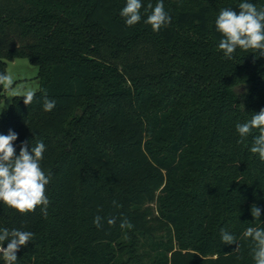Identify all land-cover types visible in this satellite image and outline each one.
I'll return each instance as SVG.
<instances>
[{"label": "trees", "instance_id": "1", "mask_svg": "<svg viewBox=\"0 0 264 264\" xmlns=\"http://www.w3.org/2000/svg\"><path fill=\"white\" fill-rule=\"evenodd\" d=\"M157 2L129 27L126 0H0V73L27 58L40 79L0 134L18 135L17 155L42 141L51 174L46 218L0 202V229L34 233L16 264H255L242 234L264 228V162L250 152L258 130L241 141L236 125L264 108V56L218 47L220 10L243 0H163L171 23L154 32Z\"/></svg>", "mask_w": 264, "mask_h": 264}, {"label": "clouds", "instance_id": "2", "mask_svg": "<svg viewBox=\"0 0 264 264\" xmlns=\"http://www.w3.org/2000/svg\"><path fill=\"white\" fill-rule=\"evenodd\" d=\"M142 6V0H126V6L121 9L120 16L125 19L127 26L131 27L140 22ZM238 7V12L228 8L221 9L215 20L216 30L222 36L218 45L219 49L228 59L232 58L237 48L258 52L259 56H264V9L258 10L255 4L248 0H243ZM147 9L151 12L145 23L149 24L154 32H159L162 27L171 23V17L164 9L163 0H158L154 7L149 3ZM13 84L14 79L10 74L0 73V85L10 89ZM35 95L36 93L32 90L24 91L22 95L24 104L30 105ZM55 106L56 101L45 96L44 111L50 112ZM253 130H258L259 134L254 137L250 152L258 154L259 159L264 162V108L254 113L247 122L236 125L241 141L251 135ZM17 138L18 135L11 130L7 135L0 134V202L21 214L34 212L37 207H40L41 214L46 218L49 204L46 186L50 183L51 174L46 175L40 164L45 145L42 141L38 142L29 151V142L24 141L17 155L13 146ZM251 215L254 220L261 217V210L255 204L251 206ZM102 220L103 218L97 215L93 219V224L100 228ZM115 222V218L107 221L110 226ZM120 227L130 229L132 225L125 219ZM242 235L244 239L250 238L253 242L252 256L255 264H264V228L250 226ZM33 238L34 233L30 231L0 229V254L5 264H16L17 252ZM6 240L8 243L5 248L3 243ZM221 241L224 244L237 243L236 237L224 229H221ZM236 250H239V245Z\"/></svg>", "mask_w": 264, "mask_h": 264}, {"label": "rangeland", "instance_id": "3", "mask_svg": "<svg viewBox=\"0 0 264 264\" xmlns=\"http://www.w3.org/2000/svg\"><path fill=\"white\" fill-rule=\"evenodd\" d=\"M14 79L10 89L0 97V117L2 112L9 107L15 96H22L24 91L32 90L37 92L40 89L39 68L30 63L27 58H17L8 62V71ZM0 264H5L0 254Z\"/></svg>", "mask_w": 264, "mask_h": 264}]
</instances>
